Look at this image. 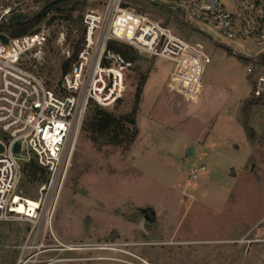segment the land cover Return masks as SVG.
Here are the masks:
<instances>
[{"label": "rangeland", "instance_id": "374dc122", "mask_svg": "<svg viewBox=\"0 0 264 264\" xmlns=\"http://www.w3.org/2000/svg\"><path fill=\"white\" fill-rule=\"evenodd\" d=\"M101 1L79 5L72 12L74 21L50 10L34 26L46 24L48 42L26 66L51 87L80 39V19ZM155 1L133 3L184 40L201 43L210 57L200 101L167 88L170 61L137 62L148 78L135 141L127 151L111 145L98 149L81 127L55 203L52 233L34 264H264V241H255L264 239V83L259 81L264 62H244L220 46L255 56L264 45L224 38L175 10V0ZM36 5L31 0L21 7L31 15ZM133 93L129 86L105 109L129 111ZM249 99L254 104L246 116L243 107ZM188 147L193 148L190 155ZM44 181L23 176L21 195L30 206L41 196ZM19 210L26 207L20 204ZM147 211L153 212V222L146 220ZM29 228L25 222H0V264H20Z\"/></svg>", "mask_w": 264, "mask_h": 264}, {"label": "built area", "instance_id": "2783aa9c", "mask_svg": "<svg viewBox=\"0 0 264 264\" xmlns=\"http://www.w3.org/2000/svg\"><path fill=\"white\" fill-rule=\"evenodd\" d=\"M26 1L31 0H0V23L13 14L26 15L21 7ZM133 1L156 3L102 0L98 8L85 11L81 49L54 87L26 66L27 59L34 61L48 42L46 24L19 36L0 32L7 37V42L0 38V222L30 226L25 241L29 245L22 247L20 264H34L37 255L45 251L43 242L52 233L55 203L91 104L112 107L129 86L135 94L142 72L137 62L151 58L172 63L166 79L169 90L190 101L202 94V76L210 63L203 45L184 40L166 24L137 11ZM175 2V9L185 17L211 26L224 38L264 45V0ZM110 42L131 47L135 59L126 60L109 46ZM251 72L247 67L246 74ZM259 81L264 83V76ZM30 161H35L46 176L41 196L32 206L20 190L24 166ZM20 204L26 211L19 210ZM61 246L69 250V245Z\"/></svg>", "mask_w": 264, "mask_h": 264}, {"label": "trees", "instance_id": "16d2710c", "mask_svg": "<svg viewBox=\"0 0 264 264\" xmlns=\"http://www.w3.org/2000/svg\"><path fill=\"white\" fill-rule=\"evenodd\" d=\"M53 0H33V3L39 4L38 8L31 14H26L25 18L20 20H10V16L6 17L0 23V32L8 36H19L28 33L33 30L34 26L39 22V20L48 11L52 10L64 19L68 21H74L72 18V12L78 9L79 5H83L86 0H67L51 5L41 14L37 15L42 8L52 2ZM133 6L135 4L133 3ZM136 8V6H135ZM137 11H141L136 8ZM179 10V9H175ZM64 14V15H63ZM55 17H52V19ZM51 22V21H49ZM80 25V39H78L74 44L73 53L66 59L62 65V74L67 73L73 61L76 59L78 52L81 49V43L83 40V27L81 24V19L79 21ZM109 46L112 47L116 52L120 53L126 60L132 61L135 59L133 49L125 44L110 42ZM226 52L227 55L236 56L237 58L246 61H253L255 63L264 62V52L259 53L255 56H247L239 51H236L230 45H220ZM148 78L147 72H141L140 79L138 81L137 89L134 94L133 104L129 111L116 114L113 111L107 110L97 104H91L88 110V115L85 117L82 123V129L87 133L89 140L100 149L105 145H111L121 148L123 151L129 150L138 135V128L136 122V115L139 109V103L142 93L143 85ZM254 102L252 99L247 100L243 107V111L247 116L250 106ZM92 108V109H91ZM243 128L246 136L251 138V128L245 123H243ZM24 176L28 177L30 180H45L44 170L37 165L35 161H30L24 166Z\"/></svg>", "mask_w": 264, "mask_h": 264}, {"label": "water", "instance_id": "95a60500", "mask_svg": "<svg viewBox=\"0 0 264 264\" xmlns=\"http://www.w3.org/2000/svg\"><path fill=\"white\" fill-rule=\"evenodd\" d=\"M63 1H67V0H53L52 2L46 4L37 15L41 14L43 11H45L47 8H49L51 5L59 3V2H63ZM25 17H26L25 14H13L10 16V20H20V19L25 18ZM0 38L3 42H7V37L5 35H0ZM15 151H18V145L15 147ZM192 152H193V148L188 147L186 150V155H190ZM232 173H233V171H232ZM145 218L147 221L153 222L155 217H154L153 212L147 211Z\"/></svg>", "mask_w": 264, "mask_h": 264}, {"label": "crops", "instance_id": "0c3cea01", "mask_svg": "<svg viewBox=\"0 0 264 264\" xmlns=\"http://www.w3.org/2000/svg\"><path fill=\"white\" fill-rule=\"evenodd\" d=\"M204 83V82H203ZM204 86H205V83H204ZM200 101V98H198V100H197V103ZM218 113V112H217ZM216 113V114H217ZM213 116V115H212ZM209 118H211V117H207L206 119H205V121L207 122V120L209 119Z\"/></svg>", "mask_w": 264, "mask_h": 264}]
</instances>
